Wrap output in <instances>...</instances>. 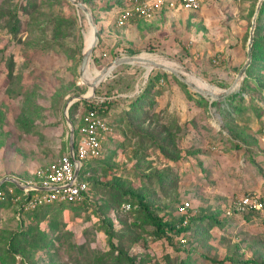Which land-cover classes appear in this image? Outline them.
I'll return each instance as SVG.
<instances>
[{
	"label": "rangeland",
	"instance_id": "1",
	"mask_svg": "<svg viewBox=\"0 0 264 264\" xmlns=\"http://www.w3.org/2000/svg\"><path fill=\"white\" fill-rule=\"evenodd\" d=\"M78 1L99 31L88 77L120 57L172 67L165 57L179 73L186 69L222 91L246 61L259 0H200L197 11L163 9L121 27L116 19L127 0ZM254 35L258 55L235 92L246 89L238 112L164 71L127 64L105 75L95 97L109 99L111 132L101 159L84 162L81 171L87 170L90 201L52 207L25 222L0 202V264H130L110 261L120 253L133 264H264V208L250 217L227 215L236 197L264 201V7ZM92 38L84 14L66 0H0V179L30 182L37 167L66 154L65 113L75 131L87 101L76 97L91 94L78 71ZM155 75L164 82L155 89L157 106L132 114L131 103ZM187 95L204 98L207 109ZM126 191L143 195L163 222L187 217L189 230L173 242L170 232L157 236L144 211L120 210ZM182 203L189 204L185 213Z\"/></svg>",
	"mask_w": 264,
	"mask_h": 264
},
{
	"label": "built area",
	"instance_id": "2",
	"mask_svg": "<svg viewBox=\"0 0 264 264\" xmlns=\"http://www.w3.org/2000/svg\"><path fill=\"white\" fill-rule=\"evenodd\" d=\"M201 7L200 0H127L123 9L116 19L117 26H124L130 19H142L147 22L155 18L163 9L169 11L185 10L197 11ZM164 82L160 80L162 85ZM136 90L134 94H137ZM93 100V99H91ZM98 100L96 97L94 101ZM89 101V100H88ZM77 126L78 139L75 142L73 154L69 151L60 160L34 171V182H20L21 197L15 194L14 188H7L8 194L12 195V202L17 205L19 213L36 209L41 204L53 202H79L83 195L88 193V184L85 174L81 176L84 162L101 159L103 144L107 140L111 128L105 118L97 114L95 110H89ZM76 170H79L76 176ZM3 183V182H2ZM0 183V188L4 184ZM4 192L0 190V200ZM124 211L129 210V205H124ZM189 208L188 203H182L179 212L185 213ZM263 202L255 194H246L231 200V206L227 210L229 217L238 213L262 211ZM187 218V217H185Z\"/></svg>",
	"mask_w": 264,
	"mask_h": 264
},
{
	"label": "trees",
	"instance_id": "3",
	"mask_svg": "<svg viewBox=\"0 0 264 264\" xmlns=\"http://www.w3.org/2000/svg\"><path fill=\"white\" fill-rule=\"evenodd\" d=\"M263 7H264V0H263L261 7H260L258 17L256 18V23H258L260 15L263 12ZM256 29H258V27H256ZM259 43H260V40H258V38L255 37V35H254V40H253V44H252V48H251V52H252L251 63L254 62L257 58V55H258L257 49L259 47ZM251 66H252V64H250V66L248 67V70L251 68ZM161 79L162 78L159 75L149 76L148 81H147V83H148L147 87L145 89L143 88L141 90V92L138 93V95L136 94L137 96H136L135 100L131 103V113L132 114L137 113L138 111L143 110V108H146V107L149 109L150 108L153 109L154 106H157L155 96L159 95L160 93L156 92L155 89L157 87L159 88ZM180 85H182L183 87H186V85L183 84L182 82H180ZM245 91H246V89L242 87V89H240L239 92L234 93V94L226 97L225 99H223L219 102H222V101L223 102L224 101L229 102L230 103L229 106H231L233 108L234 112H238V111H240V108H241L239 105V102H240V100L243 99L242 95L245 94ZM187 99L189 101L195 102L196 104L195 103L194 104L196 106L204 107L207 109L208 101H206L204 98L194 99V98L189 97L187 95ZM109 104H110L109 99L102 100L101 97L98 98V100H96V101L89 100V101L84 102V108H83L84 111H83L81 117L77 121L78 127L82 123L81 122L82 117L89 110H95L99 116H101L102 118H105L107 120L106 114H107V110H108L107 106ZM211 105L215 106L216 102H212ZM71 110L72 109H70V113H72ZM220 111H222V109ZM73 124H75V123H73ZM146 130L148 131V129H146ZM77 133H78V131H77V127H76V129H75V142L77 141L78 136H79ZM145 133L147 134V132H145ZM103 148H104V144H103ZM164 149H165L164 147H160L161 152H164ZM98 160H100V159L90 160V162L91 161H98ZM86 172H87V170H85L84 172H81V176L84 175ZM85 180L88 184L89 190H88V193H85L83 195L82 201H79V202H53V203H49V204L44 203V204L39 205L34 210L19 213V219L21 218L25 222L28 219L32 218L33 216H38L39 214H45L46 210H48L49 208H52V207L82 208L83 205H87V203L90 201V187H89L90 183H89L87 178H85ZM0 190H2L4 192V197L2 200H0V202L9 203L11 205V207L13 208V212L17 215L18 209H17V205H15L12 202L13 196L8 194L7 190H5L4 187H1ZM14 191H15L16 195L21 197V192L19 190L14 188ZM123 194H124V196L127 197V199H124V201L121 202V209L120 210L123 211L122 207L124 205H129V207H130L129 210L123 211L124 213L130 212V211L136 212L137 210L144 211L147 219L150 220V222L153 226H155L157 236H161L167 232H170L172 235H170L171 237L169 238V240L171 242H173V236H175V235L180 236L181 234H183L184 232L189 230V228H190V225L188 224L189 221L185 225L183 224V222H185V220L187 218H182L176 223L175 222H163L162 219H160L159 217L154 215L155 211L152 210L148 206V204L145 202V197L143 195H137L131 191H126ZM259 199L264 204L263 199L261 197H259ZM256 213H259V211H253V212H249L247 214H235L233 217H237V218L250 217V215L252 216ZM233 217H231V218H233ZM181 240H185L187 242V237H186V239L184 237H182ZM182 244H184V243H182ZM48 246H49V248L52 247L50 244ZM182 246H184V245H182ZM110 247L112 248V251H113L114 245L111 244ZM119 258L120 259L123 258V260L125 262H127V263L129 262L130 264H133L127 256L123 255V253H120V255H117V257H114V254H112L110 261L114 262V263L120 262ZM231 262H233V261H231ZM246 264H258V263L253 262V261H247Z\"/></svg>",
	"mask_w": 264,
	"mask_h": 264
},
{
	"label": "water",
	"instance_id": "4",
	"mask_svg": "<svg viewBox=\"0 0 264 264\" xmlns=\"http://www.w3.org/2000/svg\"><path fill=\"white\" fill-rule=\"evenodd\" d=\"M67 2H69L72 6H74L77 10H80L86 20L88 25H90L93 29V42L92 44L88 47L83 49L82 52V56H81V61H80V66H79V78L82 84H85L88 89L91 88V94L90 95H85V96H79L76 97V100L80 101V100H91L95 97V90L98 87V85L100 84L102 76L101 75H109L110 72H112L116 67L121 66V65H129V64H136V65H140L143 66L141 63H143V60L140 59L139 57H120V58H115L114 60H112L110 63H108L105 67H103L100 71V76L99 77H95L92 81H87L86 79V73L88 71V65L90 62V59L92 57V53L94 52L95 48L97 47L98 43H99V31L97 29L96 26V22L94 20V17L91 13V11L89 10V8L86 6L85 3L78 1V0H66ZM263 0H259L256 6V10L252 19V25H251V29L249 32V38H248V42H247V55H246V61L244 63V65L241 67V69L238 71L232 85L222 91H218L217 92H212L210 90H203L201 89L199 86H197L196 84H194L192 81L189 80V75H192L188 70L186 69H182L181 72L179 73L178 71V67L176 66V64L168 58H163L166 61L172 62L175 66L176 69H171L166 67L165 65L157 62V61H150L148 62V64L150 65V69L147 73L153 71V70H157V71H164L167 73H170L171 75H173L174 77H176L180 82H182L183 84H185L187 87H189L192 91H194L195 93H197L198 95L210 100V101H217V100H222L225 99L226 97L232 95L233 93L236 92V90L240 87V84L242 82V80L244 79L245 76V72L248 69V67L251 64V60H252V52H251V48H252V44H253V40H254V30H255V22H256V18L257 15L259 13L261 4H262ZM85 45V44H84ZM158 57V56H155ZM144 67V66H143ZM145 68V67H144ZM182 74L187 75V78H184ZM107 77H105L106 79ZM74 101L72 100L70 102V104H72ZM65 118L66 121L68 123V128H69V142H68V151L70 154H73V150H74V128L72 127V124L67 116V113H65ZM79 170H76L75 175H78ZM12 184H14V186L21 190L22 187L20 185H18L17 183H15L14 181H12Z\"/></svg>",
	"mask_w": 264,
	"mask_h": 264
},
{
	"label": "bare ground",
	"instance_id": "5",
	"mask_svg": "<svg viewBox=\"0 0 264 264\" xmlns=\"http://www.w3.org/2000/svg\"><path fill=\"white\" fill-rule=\"evenodd\" d=\"M89 27L92 29V27L90 25H89ZM92 32H93V29H92ZM92 42H93V38H92L91 43L86 48H88L92 44ZM142 60H143V63H141V64L144 67L145 66L146 67H149V69H150V65L148 64V62L155 61V60H148V59H142ZM169 63L172 64L173 66L172 67H168L167 65H165V66L168 67V68H171V69H176V66L172 62H169ZM106 75H107V73H106ZM99 76L100 75H98L97 77H99ZM101 76H102V78L105 77V75H101ZM85 77H86L87 81H92L95 78V77H93V78L92 77H88L87 76V73H86V76ZM189 78L193 79L194 81H196L197 83H199L200 85H202L206 90H210L212 92L213 91L214 92H217V90L214 87H212L211 85H209L206 81H204V80H202V79H200V78H198V77H196L194 75H189ZM90 91H91V88H90ZM88 95H90V94H88Z\"/></svg>",
	"mask_w": 264,
	"mask_h": 264
},
{
	"label": "crops",
	"instance_id": "6",
	"mask_svg": "<svg viewBox=\"0 0 264 264\" xmlns=\"http://www.w3.org/2000/svg\"><path fill=\"white\" fill-rule=\"evenodd\" d=\"M178 11H185V10H176V12ZM170 12H172V10H170ZM150 56V55H149ZM66 153H68V147L66 149ZM66 155V154H65ZM46 166V165H45ZM39 167H42V166H39ZM37 167V168H39ZM36 168V169H37ZM35 169V170H36ZM36 179H35V176L33 175L32 177V180L30 182H34ZM12 181H14L15 183H17L18 185L20 184V182H27V181H23V180H20L14 176H4L0 179V183L4 184L3 187L4 189H7V188H12V187H15L14 184H12ZM16 188V187H15Z\"/></svg>",
	"mask_w": 264,
	"mask_h": 264
}]
</instances>
